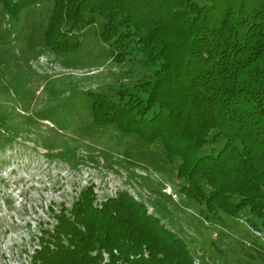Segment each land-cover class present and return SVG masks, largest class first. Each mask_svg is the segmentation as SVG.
<instances>
[{
  "label": "trees",
  "instance_id": "obj_1",
  "mask_svg": "<svg viewBox=\"0 0 264 264\" xmlns=\"http://www.w3.org/2000/svg\"><path fill=\"white\" fill-rule=\"evenodd\" d=\"M0 1L18 17L38 0ZM98 18L113 59L135 54L152 71L117 97L87 89L93 122L158 142L169 160L179 158L182 194L213 215L246 209L247 224L263 230L264 0H53L44 44L74 50ZM220 136L217 151L199 153ZM52 216L30 264H98L100 251L114 247L125 255L146 249L140 264H195L186 240L126 188L97 200L88 183Z\"/></svg>",
  "mask_w": 264,
  "mask_h": 264
},
{
  "label": "rangeland",
  "instance_id": "obj_2",
  "mask_svg": "<svg viewBox=\"0 0 264 264\" xmlns=\"http://www.w3.org/2000/svg\"><path fill=\"white\" fill-rule=\"evenodd\" d=\"M53 0H38L9 15L0 1V264H30L41 226L52 209L70 205L94 184L97 200L126 188L148 212L187 242L199 264H264V229L179 191L175 168L158 142L148 143L115 123L93 122L87 89L117 97V89L147 77L137 55L122 61L99 35L101 18L80 31V45L58 53L44 44ZM213 132V131H212ZM222 136L199 153L215 152ZM170 190V191H167ZM260 232V234H259Z\"/></svg>",
  "mask_w": 264,
  "mask_h": 264
},
{
  "label": "built area",
  "instance_id": "obj_3",
  "mask_svg": "<svg viewBox=\"0 0 264 264\" xmlns=\"http://www.w3.org/2000/svg\"><path fill=\"white\" fill-rule=\"evenodd\" d=\"M116 191V189H115ZM115 191L113 194H115ZM170 191V190H167ZM110 194V195H113ZM256 231V230H255ZM258 231V230H257ZM260 234V232H259ZM94 252V251H93ZM148 256V252L146 249L143 252H132L129 254H121L117 248H112L111 250L103 249L100 251V260L98 264H140L139 258L141 256ZM195 264H199L197 259L195 258Z\"/></svg>",
  "mask_w": 264,
  "mask_h": 264
}]
</instances>
